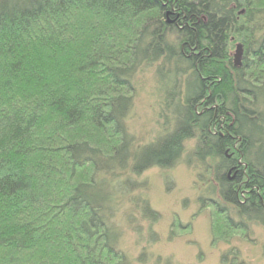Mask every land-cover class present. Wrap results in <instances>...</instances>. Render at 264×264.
Here are the masks:
<instances>
[{
	"label": "trees",
	"instance_id": "16d2710c",
	"mask_svg": "<svg viewBox=\"0 0 264 264\" xmlns=\"http://www.w3.org/2000/svg\"><path fill=\"white\" fill-rule=\"evenodd\" d=\"M253 1L0 0V264H128L120 200L155 222L136 178L171 169L191 140L185 163L211 180L201 207L229 228L264 226V6ZM72 21L91 25L82 48ZM232 39L246 47L240 67ZM152 67L165 134L135 147L128 94ZM81 126L111 143L76 137ZM220 263L247 264L232 250Z\"/></svg>",
	"mask_w": 264,
	"mask_h": 264
},
{
	"label": "rangeland",
	"instance_id": "374dc122",
	"mask_svg": "<svg viewBox=\"0 0 264 264\" xmlns=\"http://www.w3.org/2000/svg\"><path fill=\"white\" fill-rule=\"evenodd\" d=\"M253 2L264 6V0ZM72 22L73 25L76 23L75 30L77 28L73 36L75 45L82 48L84 40L93 39L94 35L89 33L91 25L88 22L83 25L86 27L83 34L80 33L81 22ZM232 40L229 54L233 63L237 47L241 46L240 67L246 47L242 42ZM64 58V55L56 56L60 62ZM75 58L68 56L67 61H78ZM159 79L161 75H156L152 67L136 72L131 82L133 91L128 95L132 98L133 107L125 124L135 147H146L165 134L164 120L160 115L163 90ZM83 127L76 137L94 140L93 143L101 147L111 143L101 134L81 131ZM71 136L74 137L75 133ZM194 146V141H187L180 159L171 169L150 168L136 178L139 189L132 195L146 200L158 218L151 222L143 217L140 209L130 204L132 196L121 199L114 219L120 233L118 250L128 264H221V255L229 250L238 252L240 259L247 264H264V226L249 225L245 230L229 228L224 217L209 206L210 202L201 207L199 198L208 197L206 181L211 180L195 163H185L188 157L191 158ZM88 175L89 171H80L78 179ZM213 198L219 200L215 195Z\"/></svg>",
	"mask_w": 264,
	"mask_h": 264
},
{
	"label": "water",
	"instance_id": "95a60500",
	"mask_svg": "<svg viewBox=\"0 0 264 264\" xmlns=\"http://www.w3.org/2000/svg\"><path fill=\"white\" fill-rule=\"evenodd\" d=\"M240 54H241V46H238L237 47V53H236V55H235V60H234V66L235 67H238V59H239V56H240Z\"/></svg>",
	"mask_w": 264,
	"mask_h": 264
},
{
	"label": "flooded vegetation",
	"instance_id": "af4514ba",
	"mask_svg": "<svg viewBox=\"0 0 264 264\" xmlns=\"http://www.w3.org/2000/svg\"><path fill=\"white\" fill-rule=\"evenodd\" d=\"M229 174H230V172H229Z\"/></svg>",
	"mask_w": 264,
	"mask_h": 264
}]
</instances>
